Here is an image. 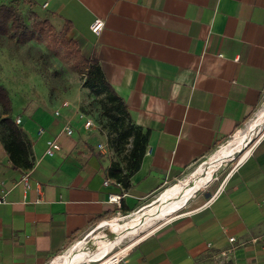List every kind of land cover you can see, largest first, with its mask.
Here are the masks:
<instances>
[{
  "label": "crops",
  "instance_id": "crops-1",
  "mask_svg": "<svg viewBox=\"0 0 264 264\" xmlns=\"http://www.w3.org/2000/svg\"><path fill=\"white\" fill-rule=\"evenodd\" d=\"M31 1L53 25L71 22L81 52L99 60L133 122L149 136L119 204L109 197L121 188L104 183L114 178L117 157L98 148L106 141L96 128H84L78 102H33L17 114L13 107L35 162L16 166L0 140V179L8 190L0 203V264H43L91 226L130 220L235 134L264 99V0ZM97 18L104 21L100 33L91 29ZM67 122L72 134L64 131ZM263 135L221 189L194 193L101 264L122 255L117 264H264ZM50 139L60 144L53 155L46 153ZM25 170L28 188L19 182Z\"/></svg>",
  "mask_w": 264,
  "mask_h": 264
},
{
  "label": "rangeland",
  "instance_id": "rangeland-1",
  "mask_svg": "<svg viewBox=\"0 0 264 264\" xmlns=\"http://www.w3.org/2000/svg\"><path fill=\"white\" fill-rule=\"evenodd\" d=\"M24 15L28 25L40 19L39 17H35L29 8L24 9ZM56 24L57 25H54V28L47 33V36L40 35L39 39L30 40L25 43L19 42L16 39L0 36V79L10 90L15 113H20L22 108H26V106H29L33 102L46 103L54 107L57 103L68 97L78 102L80 109L87 111L88 115L92 117L96 129L108 143V148H110L115 156L123 162L125 161V155L131 145L127 144L124 149L123 146L114 141L113 138H115L116 133L111 131V128L107 124V119L100 108L99 97L85 86V73L82 72L80 67L76 66L73 58L67 55V51L73 47V44L65 43L63 40H76L72 38L70 32L65 33L63 31V26H58V23ZM52 37H56L57 41L54 42L50 40ZM78 48H80V45ZM263 109L264 99L263 104L241 124L235 134L219 142L209 153L189 167L178 180L172 181L163 187L152 196L150 199L151 202L148 204L149 206L139 212L157 204L173 187L193 183L201 171L214 159L216 154L222 151V149L229 148L237 137L247 133L251 123L257 119L259 113ZM2 117L3 113L0 107V120ZM257 133L250 143L242 151L238 152L237 155L220 161L217 169L214 171L213 177L199 188L194 195H199L204 192H213L217 189L239 159L242 158L246 151L264 134V124ZM186 208L187 205L175 213L182 212ZM164 219V217L160 218L143 230L139 229L136 233L125 235L120 243L107 254L95 258L92 257L93 255L78 258L69 264H101L106 256V258L110 256L113 257L122 252ZM124 221L127 222L128 220ZM124 221H119L115 218L109 220L107 222L108 225L103 227H99L98 224L91 226L84 233L74 238L59 254L49 258L43 264H66L64 260L68 255H77L78 257L80 255L84 256L87 250L92 251L98 248L102 244L103 238L112 231L120 228L126 223ZM89 241L93 244L87 248L83 244ZM58 256L62 257L63 261H55Z\"/></svg>",
  "mask_w": 264,
  "mask_h": 264
},
{
  "label": "trees",
  "instance_id": "trees-1",
  "mask_svg": "<svg viewBox=\"0 0 264 264\" xmlns=\"http://www.w3.org/2000/svg\"><path fill=\"white\" fill-rule=\"evenodd\" d=\"M28 5L35 17L39 15L32 9L31 0H0V36L16 39L25 43L30 40L39 39L40 35L47 36L54 25L47 18L35 20L28 25L24 15V9ZM72 24L65 21L63 31L69 32ZM50 40L56 42V37ZM72 43L73 47L67 51V55L73 58L77 67H80L86 75L85 86L99 97L100 108L107 119L111 131L116 133L114 141L126 148L130 144L125 155V161H113L110 166V174L122 182L125 188H129L131 176L140 166L141 159L146 152L149 130L143 131L142 127L136 125L129 113L124 99L117 93L115 88L107 79L99 60L95 56H88L81 52L79 44L74 40H63ZM1 78V76H0ZM0 107L3 117L0 120V140L7 151L11 161L18 167L31 168L35 158L32 142L26 131L15 122L12 115L13 103L10 90L0 79ZM86 114L87 111L81 109Z\"/></svg>",
  "mask_w": 264,
  "mask_h": 264
},
{
  "label": "bare ground",
  "instance_id": "bare-ground-1",
  "mask_svg": "<svg viewBox=\"0 0 264 264\" xmlns=\"http://www.w3.org/2000/svg\"><path fill=\"white\" fill-rule=\"evenodd\" d=\"M264 124V109L259 113L257 119H255L247 131V133L243 134L236 138L233 144L229 148L222 149L214 159L210 162V164L205 167L196 180L193 183H189L186 185H180L173 187L167 194H165L162 199L155 205L136 213L130 220L124 223L120 228L115 231H112L110 234L106 235L103 238L102 244L92 250H87L84 256H71L68 255L65 257V263L69 264L75 259L84 258L87 256L99 257L104 254L109 253L113 248L120 243L121 239L127 234H133L139 231V229L143 230L145 227L152 225L154 222L162 218L164 215L170 213L174 209L181 206L185 201L190 198L196 190L202 187L209 179L214 175V171L217 169L220 161L223 159L231 158L237 155L238 152L242 151L245 146L253 139L254 135L261 129V126ZM258 134V133H257ZM94 240V239H93ZM99 241V240H98ZM97 242V241H96ZM93 244L91 241L83 244L85 247L89 248L90 245ZM62 257L58 256L55 260L60 262ZM54 261V262H55ZM63 261V260H62Z\"/></svg>",
  "mask_w": 264,
  "mask_h": 264
},
{
  "label": "built area",
  "instance_id": "built-area-1",
  "mask_svg": "<svg viewBox=\"0 0 264 264\" xmlns=\"http://www.w3.org/2000/svg\"><path fill=\"white\" fill-rule=\"evenodd\" d=\"M45 5H46V4H44V6H45ZM103 26H104V21H103L102 19H100V18H97V19L92 23V25H91V29H92V31L95 32V33H100V31L102 30ZM69 104H70V102H69L68 100H65V101L62 102V105H63V106H69ZM59 113H60L59 110H56V111H55V114L58 115ZM79 116H80L82 119H84V124H83V126H84V128H85L86 130H90V129L96 128V127H95V124H94V121H93V119H92V117H91L90 115H88V114H86L85 112H83L82 110H80V111H79ZM15 122H16L17 124H20V122H21V117H17V118L15 119ZM64 131H65L66 133H68V134H72V133H73V127H72V125H71L70 122L65 123V125H64ZM42 132H44V128H43V127H41V128L39 129V133H42ZM263 136H264V135H263ZM97 146H98V148H99L100 150H106V149L108 148V143H107V142H99ZM59 148H60V144L58 143V141L55 140V139H50V140H48V142H47L46 153L49 154V155H53V154L55 153V151L58 150ZM249 149H250V148H249ZM235 168H236V165L232 168V170L228 173V175H227L226 177H228V176L234 171ZM225 179H226V178H225ZM225 179H224L223 182L220 184V186H219L218 189H221V188H222L223 183L225 182ZM111 181H114V182H115V183L121 188L122 192H121V193H117V194H110L109 199H110L111 201H114V202H117V203L120 204L122 197L125 196V195L127 194L126 188H125V186L123 185L122 182L116 180L115 178H113V179H112V178H107V179L104 181V183L107 185V184H109ZM19 182L23 183L24 186H26V188H28V187L30 186V170H25V171H23V173H22V175H21V177H20ZM38 188H39V185H38ZM0 191H1V195H0V203H1V202H5V201H6V196H7L8 190H6V189L4 188L3 181H2L1 179H0ZM217 193H218V192H217ZM229 240H230V242L234 243V242H235V237H230ZM229 252H230V249H226V250H223V251H222V254H223V255H227ZM122 256H123V255H122ZM122 256L119 257V258L117 259L116 263H114V264H117V263L121 260Z\"/></svg>",
  "mask_w": 264,
  "mask_h": 264
},
{
  "label": "water",
  "instance_id": "water-1",
  "mask_svg": "<svg viewBox=\"0 0 264 264\" xmlns=\"http://www.w3.org/2000/svg\"><path fill=\"white\" fill-rule=\"evenodd\" d=\"M247 154H248V152H246V153L243 155V157L239 159V162H241Z\"/></svg>",
  "mask_w": 264,
  "mask_h": 264
}]
</instances>
